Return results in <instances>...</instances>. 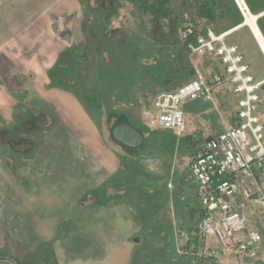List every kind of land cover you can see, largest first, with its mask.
Wrapping results in <instances>:
<instances>
[{
    "label": "rangeland",
    "instance_id": "obj_1",
    "mask_svg": "<svg viewBox=\"0 0 264 264\" xmlns=\"http://www.w3.org/2000/svg\"><path fill=\"white\" fill-rule=\"evenodd\" d=\"M245 1L254 15L264 4ZM129 10V0H0V264H187L176 230L203 214L191 159L234 123L237 98L224 85L214 102L186 103L184 133L158 127L156 94L193 79L203 58L179 41L181 23L153 40ZM226 41L264 81L250 26ZM121 123L144 136L140 148L113 139ZM259 254L231 263L264 264V245Z\"/></svg>",
    "mask_w": 264,
    "mask_h": 264
},
{
    "label": "built area",
    "instance_id": "obj_2",
    "mask_svg": "<svg viewBox=\"0 0 264 264\" xmlns=\"http://www.w3.org/2000/svg\"><path fill=\"white\" fill-rule=\"evenodd\" d=\"M181 37L191 53L219 57L227 76L215 73L209 81L197 69L195 77L178 89L159 92L154 100L157 125L182 133L186 128L184 103L198 99L213 102V88L226 80L241 96V123L226 126L191 159L203 214L196 232L177 230V252L193 258L194 264H224L235 254L259 259L263 236L248 211L256 208L264 212V183L259 175H264V124L258 115L261 82L250 74L238 47L225 43L224 35L211 29L197 35L187 22Z\"/></svg>",
    "mask_w": 264,
    "mask_h": 264
},
{
    "label": "trees",
    "instance_id": "obj_3",
    "mask_svg": "<svg viewBox=\"0 0 264 264\" xmlns=\"http://www.w3.org/2000/svg\"><path fill=\"white\" fill-rule=\"evenodd\" d=\"M129 6V12L132 16L139 17V21L151 26L150 35L153 40L163 38L169 41L170 38H175L176 30L181 23L178 38L184 46L185 44L181 38V29L185 22H190L193 25L197 35H205L208 28L212 29L216 34H220L217 30L218 28L221 30L228 26L236 27L244 21L242 13L236 7L234 0H129ZM185 13H189L191 17L184 18ZM261 31L264 34L262 27ZM201 57L203 58V61L201 60V70H208V74L206 73L208 78L213 73L223 72L219 58L208 53ZM263 90L264 84L261 87V91ZM234 96L238 101V96L235 93ZM260 108L258 112L261 116ZM238 110L239 106L237 103L232 126L241 123ZM262 122L264 123L263 118ZM259 175L264 183L263 173L261 172ZM260 219L264 225V212L261 213Z\"/></svg>",
    "mask_w": 264,
    "mask_h": 264
},
{
    "label": "water",
    "instance_id": "obj_4",
    "mask_svg": "<svg viewBox=\"0 0 264 264\" xmlns=\"http://www.w3.org/2000/svg\"><path fill=\"white\" fill-rule=\"evenodd\" d=\"M263 15H264V12L261 14H258L256 19H259V17ZM244 17H245V14H244ZM241 25L242 26L247 25L246 17H245L244 23ZM112 137L118 144H121L122 146L129 148V149H138L144 143V136L140 133V131H138L131 125L124 124V123L118 124L117 126L114 127L112 131Z\"/></svg>",
    "mask_w": 264,
    "mask_h": 264
},
{
    "label": "bare ground",
    "instance_id": "obj_5",
    "mask_svg": "<svg viewBox=\"0 0 264 264\" xmlns=\"http://www.w3.org/2000/svg\"><path fill=\"white\" fill-rule=\"evenodd\" d=\"M239 4L241 5V7L243 8V11H244V14H245V17H246V23L248 26H250V28L252 29L253 33H254V36L256 37L258 43L260 44L261 46V49L262 51L264 52V35L263 33L261 32L258 24H257V15H254L250 9L248 8L245 0H238ZM242 25L232 29V30H229L227 32V34H231L232 32H234L235 30L241 28Z\"/></svg>",
    "mask_w": 264,
    "mask_h": 264
},
{
    "label": "crops",
    "instance_id": "obj_6",
    "mask_svg": "<svg viewBox=\"0 0 264 264\" xmlns=\"http://www.w3.org/2000/svg\"><path fill=\"white\" fill-rule=\"evenodd\" d=\"M257 10H258V12H263L264 11V4L263 5H261V6H258L257 7ZM57 55H59V54H57ZM52 57H54V55L52 56ZM43 58H45V56L43 55V56H38L37 57V59H42V60H46L47 58H45V59H43ZM50 59H52V58H50ZM36 61H38V60H36ZM39 61H41V60H39ZM29 62H30V65H31V63H33V58H31V60L29 59ZM49 67H42V69H40L39 71H43L42 72V74H44V72L48 69ZM39 71H33V72H30V75H34L35 73H39ZM7 117H9V116H7ZM16 120H17V118H16ZM15 121V119L13 120V122ZM9 122H10V119H7V120H5V124H7V125H9ZM34 130H36L37 131V126L35 127V129ZM12 131V126L10 127V128H5V130H4V134L6 133V132H11ZM5 153V152H4ZM97 168V170H100V168H98V166H96ZM97 170H96V172H97ZM96 195V193L94 194V196ZM100 196V195H99ZM29 200H30V202H32L33 203V201H34V199L31 197H29ZM132 248H134L133 246H132ZM133 250V249H132ZM186 259V258H185ZM129 261H131V260H129ZM233 260H227V261H225L224 262V264H232V263H234V262H232ZM232 262V263H231ZM187 264H192L188 259H187Z\"/></svg>",
    "mask_w": 264,
    "mask_h": 264
}]
</instances>
